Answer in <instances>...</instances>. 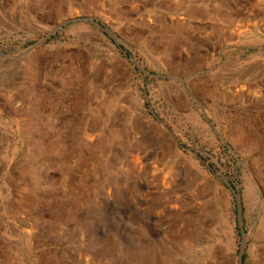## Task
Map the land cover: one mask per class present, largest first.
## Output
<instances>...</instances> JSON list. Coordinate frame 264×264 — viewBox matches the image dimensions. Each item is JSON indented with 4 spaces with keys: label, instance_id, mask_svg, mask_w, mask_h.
I'll return each mask as SVG.
<instances>
[{
    "label": "rangeland",
    "instance_id": "374dc122",
    "mask_svg": "<svg viewBox=\"0 0 264 264\" xmlns=\"http://www.w3.org/2000/svg\"><path fill=\"white\" fill-rule=\"evenodd\" d=\"M0 264H264V0H0Z\"/></svg>",
    "mask_w": 264,
    "mask_h": 264
},
{
    "label": "water",
    "instance_id": "95a60500",
    "mask_svg": "<svg viewBox=\"0 0 264 264\" xmlns=\"http://www.w3.org/2000/svg\"><path fill=\"white\" fill-rule=\"evenodd\" d=\"M68 22H71V20H70V21H68ZM68 22H65V23H63V24L59 25V26H58L56 29L60 28L61 26L65 25V24H67ZM53 32H54V31H53ZM239 223L242 225L241 218H239ZM243 245H244V243L242 244V249H243Z\"/></svg>",
    "mask_w": 264,
    "mask_h": 264
},
{
    "label": "bare ground",
    "instance_id": "6f19581e",
    "mask_svg": "<svg viewBox=\"0 0 264 264\" xmlns=\"http://www.w3.org/2000/svg\"><path fill=\"white\" fill-rule=\"evenodd\" d=\"M199 199V198H198ZM212 257V256H211Z\"/></svg>",
    "mask_w": 264,
    "mask_h": 264
}]
</instances>
